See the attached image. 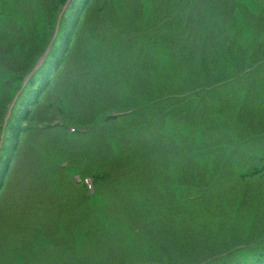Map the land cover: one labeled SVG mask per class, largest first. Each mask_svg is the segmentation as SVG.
<instances>
[{
	"label": "rangeland",
	"instance_id": "rangeland-1",
	"mask_svg": "<svg viewBox=\"0 0 264 264\" xmlns=\"http://www.w3.org/2000/svg\"><path fill=\"white\" fill-rule=\"evenodd\" d=\"M178 1L180 2V0ZM245 1L251 3V0ZM263 2L264 0L259 8H256L257 11H260L264 5ZM31 5L32 3L29 4V6ZM154 5H157L156 0H135L134 2L135 9L142 7L145 19L153 13ZM250 7L253 8V6ZM6 9H9L10 13L7 18H2L0 24L4 26V22L15 19L22 27V31L20 29L21 32H18V35H11L10 44L14 45L13 41H17L12 56L20 55L19 47L22 41L25 38L33 37L32 42H26L25 59L28 62H35L42 47L40 41L35 43L34 37L41 35L45 12L39 7L30 10L25 9L24 6H14L9 1ZM167 9L161 7V10ZM200 14L201 12L197 14L195 20L199 25L205 27L207 33L219 26V22L204 25ZM147 23H149L150 32L155 30L156 26L150 20ZM257 24L258 27L262 26L261 28H263L261 34L257 29L255 34L245 31L239 42L241 46L237 49H234L230 40L232 34L226 37L225 41L218 34L215 41L201 36V44L198 47L200 58L193 56L185 61L184 59L178 60V58L169 60L166 54L156 48L158 45H146L145 51L149 57L141 58V68L156 72V69L161 66L170 71L171 68L167 69L169 64L182 66L183 71L179 70L175 73L177 82H179L177 85L180 86L186 84L194 73L210 74L203 70V54L206 52L214 61V64L212 62L208 64L216 66L212 73L221 77L225 73L233 75L234 68H236L234 60L240 65L251 66L254 59L260 58L264 54V47L259 42L264 37L263 20H259ZM239 25L242 29H246L243 23L239 22ZM4 27L6 30H11L10 27ZM200 29L203 30L202 27ZM182 39L184 41L189 39L195 45L199 42V39L196 36L192 38L190 33L186 36L183 35ZM95 40V38H86L84 57L81 62V54L72 58L66 56L56 76L52 73L51 79L50 75L52 87L50 88V85L49 89L45 87L40 96L36 94L23 108L24 117L32 112L37 123L43 116L48 118L52 116L49 118L50 120L46 121L63 119L57 109L45 108L46 104L56 102L62 110L68 112L67 116L76 119L73 121L67 118L68 123L74 124L82 120L90 123L83 135H91L92 139L75 141L73 138L74 143L68 146L65 143L63 151H60L61 147L59 146L46 145L47 137H42L45 141L43 140V145L40 143L38 151L34 150L33 157L27 154L26 158L23 149L21 154L14 157L12 165L10 163L3 165L4 160L0 162V165L4 166L3 172L5 173L0 187V264H137L142 261L143 264H151L148 242V236L151 234L154 236L152 239L154 240L161 234H167L174 239L178 235L194 232L205 235L214 245L223 244L228 234L230 236L234 234V239L237 234L252 231L257 234L264 217V199L259 195V190L263 186L261 184L264 182L246 180L248 177H242L237 172L259 165L253 156L256 151L264 149V84L263 80L259 81L261 78H256L258 72L251 73L249 71L244 82L234 84V101H237V97L239 100H245L246 103L243 107L238 108L237 118L234 115V101L231 107L222 111L218 117L216 132H214V127L203 125L202 122L195 123L190 114L185 115V122L182 120V115L167 116L164 121L157 120L160 127L164 128L167 133L176 131L175 136L182 144L179 147V151H181L177 152L179 155L176 158L166 156L158 158L157 156L155 159L157 163H154L155 160L144 156L142 162L140 155L137 156L139 160L135 156L131 159L125 152L120 151L122 147L120 139H116L115 142L118 149L116 154L107 148L98 150L93 145L95 136L101 135L100 129L96 130L97 127H92L93 124L99 123L102 109H98V107L105 102L101 97L104 93L101 87L98 86L92 92V95L97 94L95 99L91 98V95L84 100L87 101L86 110L78 105V97L71 90H65L69 82L76 84L77 88L81 90L84 88L85 91H91L95 82L103 84L106 77L102 76L101 81H98L100 69L97 65L101 63L99 57L102 56H108L112 61H117L112 65L115 70L111 79L118 82L114 87H119L122 93L126 88L124 75H122L123 70L120 74V67L126 59L123 56H129L130 53L125 51L126 49L120 51L119 54L112 51L100 53L98 51L101 42ZM0 47L5 48V44H0ZM4 51L0 52V97L3 94V84L6 78L24 76L25 79H28L31 77L29 74L20 75V72L14 71L15 67L24 64V59L16 61L11 55H6ZM194 52L192 50L190 55ZM195 54L198 55V52ZM150 62L153 63L151 68L148 64ZM102 65L110 67L108 63ZM198 68L199 71H197ZM131 69L135 71L136 67L132 66ZM151 75L150 72L144 74L140 81L146 83V80H149L150 85L154 84L155 77L153 74ZM262 78L264 79V77ZM196 81L198 80H192L193 84ZM11 84H13V88L17 86L15 83ZM11 84H9L10 94H13L15 90L12 89ZM250 86L257 87L256 100L262 103L259 107L252 102L254 91L249 90ZM28 87L29 84L17 98L15 110ZM246 90L249 91L252 98L247 96ZM239 91L241 92L239 93ZM143 96L141 91L136 96L138 104L142 101ZM173 97L180 98L181 94H172L167 97L166 103L172 102L169 107L177 108L179 104L173 102L177 98ZM36 100L37 103H35ZM204 100L207 101V99ZM256 100L255 102L258 104L259 101ZM10 101L11 99H9ZM198 103L199 101H196L195 107ZM88 104L94 106L88 107ZM2 105L4 103L0 101V106ZM106 108H109V102H107ZM97 109L99 113L93 116ZM148 109L150 110L151 106ZM50 111H55L56 115H49ZM34 120L25 121V126L27 124H30L29 128L36 126L37 123ZM243 120L247 122H236ZM153 121H156V118ZM176 122L178 126L175 128ZM6 123L7 120L5 117L1 118L0 112V126H2L0 137L1 135L7 136L8 128L4 127ZM77 125L71 126L77 127ZM198 126L199 129H197ZM93 130L95 132H92ZM183 134L189 135L187 140L191 137L196 138L194 144L190 143V147H194L192 154L190 153L191 149L189 152L182 151L183 148L186 150L185 146L189 143ZM22 135L21 133L20 136ZM35 137L36 135L33 134L24 139V144L29 146L30 143H34ZM222 139L228 144L232 143L226 147L224 142L215 144L216 141ZM24 148L27 149L25 146ZM156 148L148 147L152 150L151 153L162 150L161 147ZM163 153L161 152L162 155ZM57 155H59L57 162L60 161L62 165L68 167L67 172L62 165L54 167L57 177L67 184H64L65 190L59 188L56 175L50 169ZM129 155L133 156L134 154ZM115 164L122 166L121 169H111ZM156 164L158 171L157 168L156 171L154 170ZM120 170L129 171L123 181L126 189L124 193L117 191L115 184L111 182L119 175ZM106 172L109 173L107 179L106 177L104 179L97 178ZM71 176L76 177L80 183L90 180L91 193L97 196H103V191L108 188L116 192L108 191L104 198L93 199L90 207L93 208V211L89 212L88 209V212L78 211L75 214L72 197L68 198L67 196V194L71 195L74 190L72 185L75 186L71 182ZM141 176L145 179L144 183L139 182ZM75 189L77 190V188ZM78 192L81 193L78 196V199L81 200L83 190L80 189ZM164 197L169 198L170 209L167 212L158 206L165 202L160 200ZM233 206L248 219V216L252 217L250 229H245L242 226L243 221L237 219L238 217L234 221L229 219ZM84 207L83 203L82 208ZM169 212L174 215L165 218ZM240 217L242 218V216ZM140 221L144 225L141 230L148 236L136 233L138 231L137 224ZM50 232L52 233L50 234ZM152 243L158 250L160 245L157 240ZM247 245L250 244L240 241L235 244L236 248Z\"/></svg>",
	"mask_w": 264,
	"mask_h": 264
},
{
	"label": "trees",
	"instance_id": "trees-1",
	"mask_svg": "<svg viewBox=\"0 0 264 264\" xmlns=\"http://www.w3.org/2000/svg\"><path fill=\"white\" fill-rule=\"evenodd\" d=\"M8 1L13 3L14 6L27 5L29 9H32L35 7V5H40V7L43 9L45 12L42 23L43 39H38L35 42L37 43L40 41V45L43 48L47 40L51 37L56 20L55 17L59 13L60 8L66 0H0V4L2 5L0 7V11L7 8ZM262 1L263 0H253L252 4L250 5H253L254 3V8H251L248 4V1L245 0H192V5L191 3L188 4L185 2H177V0H156L157 5H154L153 13L150 17L145 19L144 14H142V7L138 9L134 8L135 0H120V2H117L116 0H71L69 7L61 19L58 37L59 42L55 46L53 53L50 54L47 60H45L43 68L31 78V82L29 81V87L27 91L21 97V101L17 104L16 110L14 109L15 113L13 112V118L8 125L7 144L6 147H4L3 153L1 154L2 158L0 159V162H3L4 160V165L13 162V159L10 160L13 153L15 152V156H17L23 149L26 158L27 154L33 157L34 150L36 149L38 151V148L41 146L40 143L43 145L44 137H47L46 145L59 146L61 147L60 151H63L62 149L64 148L65 143H67V146L71 143H74L73 138H75V141H83L87 138L92 139L91 135H83L80 132L74 134L73 136L67 135L68 130L61 127L50 128L47 126L45 130H39L36 126L29 128L30 124L25 126V121H33L35 118L34 113L30 112L25 117L23 113V108L25 105L29 103V101L36 94L40 95L44 91L45 87L49 89V85L50 88L52 87L49 81L50 75L53 73L52 69H54V73L57 74L60 71V66L64 63L66 56L78 57L81 54L82 59L85 52L84 43L87 35L90 36V38L100 37L99 40H95L97 42H101V46L99 48L100 53L103 51L105 53L112 51L119 54L120 51L125 49V51L130 53L129 56H123V58L126 59L123 61L122 66L120 67V74L123 70L122 75H124L126 85L123 93L119 87H114L118 82L111 79V75L114 76L113 72L115 70L112 68V65L116 64L117 61H112V59L108 56L99 57V62L101 63L97 64L100 69L98 81H101L102 76L103 78L106 77V80L103 84L100 85L99 83L95 82L91 87V91H85L84 88L81 90L77 88L76 84H72V82H69L65 87L66 91L71 90L78 97V105L83 107L84 110L87 109V101L84 100L91 96L92 92L98 86L101 87L102 92H104L101 97L105 100V102L98 107V109H102L104 118L100 123L93 124L92 126L97 127L96 130L100 129L102 135L95 136L93 143L95 148L98 150L100 148H107L116 154V150L118 149L115 142L116 139H120V145H122L120 151L125 152L131 159H133L135 156L139 160L137 156L140 155L141 161L143 162L144 156L153 160V156L156 154V152L151 153L152 150L148 149V147H152L154 149H156V147H161L163 149L177 148L181 146L182 144L177 142L175 138H171L164 133L161 127H159V122L149 119L154 117L157 118L160 115L163 118V114L168 113L164 112V109L167 108L166 100L167 97L171 96H167L170 92L182 94L198 87H204V85L214 86L217 83L225 81V79H228V77H231V74L225 73L223 74L224 79H220V76L212 73V70L215 69L216 66H211L208 64L209 62L214 64L212 58L208 55H203V70L209 72L210 74L200 72L194 73V75L189 79L188 83L178 86L177 84L179 82H177V75L175 73L178 72L179 69H177L178 66L175 64L171 65L172 67L170 71L163 69L162 66L156 69V72L152 71L151 69L141 68V58L143 59L149 57L147 51H145V46L149 44L158 45L156 48L163 54H166L167 58L169 55V58H171L170 60L178 58V60L184 59L185 61L193 56L200 58V54L197 55L195 52H199L198 47L199 44H201V36H206L213 40L218 34L220 37H223V41H225V38L232 34L230 40L234 45V49H237L241 46V43L239 42L243 38L245 31L251 34H255L256 29L260 32V34L263 31V28H261L262 26L258 27L257 23L259 20H263L264 25V2L260 11L256 10V8H259ZM30 3H32L31 6H29ZM184 5L188 8L191 5L190 16L192 20L190 18L186 19V25L182 34L181 24L183 20H178V16H176L174 19L171 18V16L174 8H179ZM161 7H166L168 9L161 10ZM197 12H201L200 18L204 25L207 26L213 22H219V26L211 29V31L207 33L204 26H198L193 22L195 21L197 14H199ZM1 18L2 16L0 15V22L2 21ZM148 20H150L153 25L155 24L154 21H156L157 28L155 33L150 32L148 25L149 23H147ZM239 22L243 23L246 29H242L239 25ZM3 25L10 27L11 30H6L0 24V44H5V46H8L4 53L10 56L12 55L11 51L14 47V45L9 43L11 41V35L15 34L16 31L20 32V29L22 31V27L19 26V28H17L15 19H11L9 22H4ZM201 27L203 28L202 31L200 29ZM160 28H163V30H160ZM141 29H143L142 33L147 32L148 34L143 36L138 35L137 32H139ZM188 33L192 34V38L193 36H196L199 39L198 44H192V41L189 39L187 41L182 39L183 35L186 36ZM263 39L264 37L260 39L259 42L261 43V46L264 47ZM35 43L34 46H36ZM192 50L195 52L190 55ZM0 52L3 51L0 50ZM24 55L25 51L20 52V55L15 56L14 59H16V61L21 60L23 59L22 57ZM81 59L80 62L82 61ZM259 59L256 58L253 60V66L255 65L253 70H257L258 73L256 74V78H261L259 81L262 82L261 80H263L262 83L264 84V79L262 78V75H264V63H259L261 61V59ZM103 63H108L110 67L107 65H102ZM148 64L150 65V68L153 65L152 62ZM27 65L30 69L32 62H29ZM234 65L236 67L234 68L233 74L234 82L219 85L214 88L212 87V89L208 91L201 89L189 96H197L199 98L202 96L203 99H207V101L203 104L201 101L198 107L189 111L188 114L193 116L195 123L198 124V122H202L203 125L214 127V132L217 130L219 115L222 113V111H226L233 105V83H242L245 81V77H247L246 69L248 66L240 65L237 62L235 63V60ZM132 66L136 67L135 71L131 69ZM15 69L21 68L15 67ZM25 69H27L26 66ZM148 72H150V75L153 74L155 77V81H153L154 84L150 85L149 80H146V83H142L140 81L143 75L148 74ZM254 72L255 71H252L251 73ZM192 80H198L197 84H193ZM249 89L250 91H254V97L258 95L256 86L253 87V90L252 87ZM140 91L144 94V96L142 101L138 104V101H136V96ZM246 93L247 96L250 97L248 90ZM146 95L148 96L146 97ZM96 97L97 94H94L91 98L95 99ZM176 100L182 101L183 97L177 98ZM107 102H109V108H106ZM35 103H37V100ZM189 103L192 104V101ZM245 103L246 101L244 100L241 107H243ZM92 106L94 105L88 104V107ZM150 106L151 109L149 110L148 107ZM153 107L154 109H152ZM45 108L57 109L59 113L65 118H70L67 116L68 112L62 110L56 102L46 104ZM98 109L93 116L99 113ZM130 109H132V112L122 116L112 117L109 115L111 111L124 112ZM50 113L56 112L50 111ZM140 116L142 118H139ZM47 119L49 118L43 116L40 121H46ZM70 119L76 121V119ZM34 121L36 122V118ZM78 122L84 126L90 125V123H88L86 120ZM199 128L200 127L198 126L197 129ZM92 132L95 131L93 130ZM21 133L23 134L22 136H20ZM33 134L36 135L34 140L35 142L30 143L29 146H26L24 144V139ZM183 137L187 140L189 135L183 134ZM17 138L19 141H21L19 144H15ZM17 146L18 149L21 150H16L15 148H17ZM24 146L27 149H25ZM129 154L134 155L132 156ZM162 156L164 155L159 154L158 158H161ZM3 167V165H0V187L2 186V180L5 176ZM54 167H56V159H54V164L50 168L51 171L56 175ZM121 167L122 166L115 164V166H112L111 169H121ZM67 171L68 170H65V172ZM128 172L129 171L120 170L119 175H117L111 181L113 184H115L117 191L121 193H124L126 190L124 188L123 181L125 176L128 175ZM108 175L109 173L106 172L101 176H97V178L104 179V177H106L107 179ZM249 175L251 176L250 180L264 182V163H262V168H254L250 170ZM56 178L59 188L65 190V183L62 182L57 177V175ZM140 179V183L145 182V179L142 176ZM71 182L75 184V186L72 185V188L74 189L72 190L73 192L71 195H68L66 191L65 193L67 194L68 198L72 197V202L75 204L74 213L77 214L78 211L88 212V209L89 212L93 211V208H88V202L91 199L85 184H77L72 178ZM261 185L263 186H261L259 190V195L260 198L264 199V183ZM75 188H77V190ZM80 189L83 190L81 200L78 199V196L81 195V193L78 192ZM108 191L112 193L116 192L108 188L107 190L103 191V196L107 194ZM160 200L165 202L159 204L158 206L162 209H165L167 212V210L170 209L169 198L164 197L160 198ZM83 203L85 204L84 208H82ZM239 214L242 215L241 212ZM173 215L174 214L172 212H169L165 218L172 217ZM165 218L163 217V220ZM239 220L243 221L242 226L244 227L246 220ZM255 225L254 219V227ZM142 227H144V225H141V228ZM257 232V234H255L253 231L250 233L237 234L235 235V239L234 234L230 236V234L227 235L226 232L227 239L224 240L223 244L216 245H214L211 240L206 238L205 235L199 233L190 232L187 235H178L174 239L169 237L167 234H161L159 238L152 240H157L159 243L160 247L158 250L155 249L152 241H149V259H151V264H264V217L262 226L259 227ZM51 233L52 232H50V234ZM153 237L154 236H151V239H153ZM234 240L236 241L234 242ZM238 241L250 245L236 248L237 246H235V244H237ZM143 263L144 262L142 261L141 263L138 262L137 264Z\"/></svg>",
	"mask_w": 264,
	"mask_h": 264
}]
</instances>
